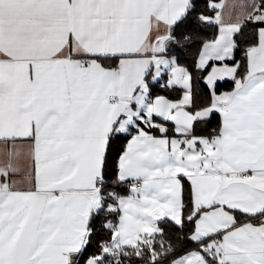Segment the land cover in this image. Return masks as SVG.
<instances>
[{"label":"snow or ice","instance_id":"6c2138e0","mask_svg":"<svg viewBox=\"0 0 264 264\" xmlns=\"http://www.w3.org/2000/svg\"><path fill=\"white\" fill-rule=\"evenodd\" d=\"M0 264H264V0H0Z\"/></svg>","mask_w":264,"mask_h":264},{"label":"trees","instance_id":"16d2710c","mask_svg":"<svg viewBox=\"0 0 264 264\" xmlns=\"http://www.w3.org/2000/svg\"><path fill=\"white\" fill-rule=\"evenodd\" d=\"M230 87H231V84H228V85H226L225 88H223L222 90H226V89H228V88H230ZM215 126H216V122L213 121V123H212L211 125H209L208 128L210 129V128L215 127Z\"/></svg>","mask_w":264,"mask_h":264},{"label":"crops","instance_id":"0c3cea01","mask_svg":"<svg viewBox=\"0 0 264 264\" xmlns=\"http://www.w3.org/2000/svg\"><path fill=\"white\" fill-rule=\"evenodd\" d=\"M229 3H236L237 0H228Z\"/></svg>","mask_w":264,"mask_h":264}]
</instances>
